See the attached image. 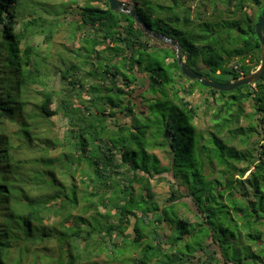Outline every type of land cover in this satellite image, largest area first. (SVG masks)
<instances>
[{
  "label": "trees",
  "instance_id": "16d2710c",
  "mask_svg": "<svg viewBox=\"0 0 264 264\" xmlns=\"http://www.w3.org/2000/svg\"><path fill=\"white\" fill-rule=\"evenodd\" d=\"M92 1L78 7L91 34L54 92L31 39L51 43L61 20H46L35 0L29 12L27 0H0V264H264V76L207 88L184 76L174 47L152 44L109 0ZM124 2L204 78L229 83L260 66L264 0ZM197 90L204 129L189 100ZM157 98L176 109L166 125ZM59 114L63 137L52 127ZM141 151L152 167L135 160ZM164 174L173 181L160 206L151 180Z\"/></svg>",
  "mask_w": 264,
  "mask_h": 264
},
{
  "label": "rangeland",
  "instance_id": "374dc122",
  "mask_svg": "<svg viewBox=\"0 0 264 264\" xmlns=\"http://www.w3.org/2000/svg\"><path fill=\"white\" fill-rule=\"evenodd\" d=\"M76 1L77 3H75ZM89 1L90 0H35V4H41L46 7V10L48 12L41 11L40 10L41 8L39 6H38L39 9H37L39 13L43 14L46 20L48 21H51V20L60 21L61 20L60 22L62 23V24H59L56 30H54L51 43L49 44L45 43L44 34L43 35L35 34L33 38L31 39V42L34 48L41 54V56H43L47 64H49L48 69L51 72V76L47 80L46 89L50 91L60 92V90L63 88L61 84V78H60L59 71L69 68V65L71 64V62H73L74 56H78V53L76 52L83 46V42H82L83 39L85 37L90 36L91 34V30H87L83 28V26L81 27L80 22H79V16H78V7L84 6L86 3H89ZM120 1L124 2V0H120ZM27 4L29 6V8L27 9V12L31 10V6H34V7L37 6L33 4V0H27ZM92 4L105 5L104 0H93ZM129 9H132L131 4L129 5ZM62 10H65V11L62 13ZM58 13L59 14L62 13V14L59 16L57 15ZM258 13H259V10L257 8L248 9V14L251 17L258 15ZM29 14L30 13H27L25 15L26 20L27 19L30 20ZM47 27L45 31L48 33V29H51V26H49L48 28ZM79 28L81 29L79 30ZM150 40H151V43L154 45L162 44V42H159L155 40L154 38L150 37ZM98 50H102V48L100 47L98 48ZM260 57H261V52H260ZM256 61L257 62L259 61V64L261 63V58L258 59V55H257ZM228 79H229L228 77L218 78V80L222 82H226ZM122 84H123L122 81H117L118 86H121ZM41 88L42 87L39 86V89ZM143 91H144L143 89H138L136 91V95H139ZM153 91L154 89L152 90V92ZM189 100L192 102L193 105L200 107V113L202 117L200 118V120H198V125L200 126V128L204 129L205 127L209 125V120H208L209 116L204 114L205 109L203 107V100H202L201 92L197 90L195 94L189 98ZM154 101H155L154 102L155 106L159 110L160 109L164 110L166 115L165 117H161L162 118L161 123L166 125V123L170 121L171 118H173V115H176L175 113L176 109L174 106L170 105L167 101L163 100L162 98L154 99ZM56 108H57V101L54 100L51 106V109L55 110ZM142 111H146L145 107L142 108ZM247 111H251V109L249 108V105H247ZM52 122H53L52 123L53 129L56 131V133L59 136L63 137L64 133L67 130L66 119L61 114H59L52 119ZM129 133L130 132H128L127 135ZM153 152L160 159L162 166H167L169 164V156L167 153L161 150H155ZM135 160L139 162V164L147 166L148 168L154 165L153 159L150 157H147L142 151L138 153V155L135 157ZM132 162H134V160H132ZM164 176L167 178L166 181L158 180L159 177L151 180L153 192L156 195V198H155L156 202L159 203L160 206H164L170 196V188H169V184L167 181H170V182L173 181V177L171 176V174L170 175L164 174ZM178 215L179 217H189L193 222L196 221L192 213L187 208L179 209ZM53 220H55L54 217H52L51 221ZM51 248H52V245H51ZM52 250L53 249H51L48 253L51 254L53 252ZM102 260H106V257L103 256Z\"/></svg>",
  "mask_w": 264,
  "mask_h": 264
},
{
  "label": "water",
  "instance_id": "95a60500",
  "mask_svg": "<svg viewBox=\"0 0 264 264\" xmlns=\"http://www.w3.org/2000/svg\"><path fill=\"white\" fill-rule=\"evenodd\" d=\"M109 4H110V8L113 11H120V12L129 14L136 21V23L139 25V27L142 29V31L144 32V34L146 36L152 37V38L159 40V41H164V42L168 43L169 47H174L176 49L177 60L179 62V65L181 67V70H182V73L184 74V76H186L190 80L200 81V83L207 88H211L213 90L220 91V92H230V91H233L239 87L254 84V83L260 81L261 78L264 76V5H263L261 17H260L259 22L256 26V35H257L259 42H260V45H261V63H260V66L258 67V69L256 71L251 72L250 74L245 75L238 80H235V81L233 80L229 83H219L217 81L204 78L202 76V74H200V73L196 72L195 70L189 68L186 65V62L180 58V54H179L180 49H179V45H178L177 41H175L173 39H169V38L165 37L164 35H159V34L153 33L149 29V27H147V25L140 19V17H138L133 12L132 9H129V6L126 3L121 2L120 0H109Z\"/></svg>",
  "mask_w": 264,
  "mask_h": 264
}]
</instances>
